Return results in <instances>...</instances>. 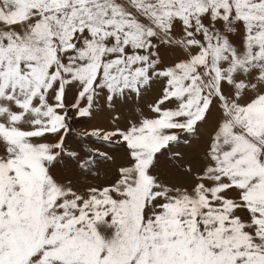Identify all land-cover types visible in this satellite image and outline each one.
<instances>
[{"label":"snow or ice","instance_id":"6c2138e0","mask_svg":"<svg viewBox=\"0 0 264 264\" xmlns=\"http://www.w3.org/2000/svg\"><path fill=\"white\" fill-rule=\"evenodd\" d=\"M0 264H264V0H0Z\"/></svg>","mask_w":264,"mask_h":264},{"label":"rangeland","instance_id":"374dc122","mask_svg":"<svg viewBox=\"0 0 264 264\" xmlns=\"http://www.w3.org/2000/svg\"><path fill=\"white\" fill-rule=\"evenodd\" d=\"M150 102V98L146 99L145 103ZM73 141H70V143H72Z\"/></svg>","mask_w":264,"mask_h":264}]
</instances>
